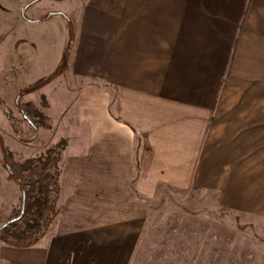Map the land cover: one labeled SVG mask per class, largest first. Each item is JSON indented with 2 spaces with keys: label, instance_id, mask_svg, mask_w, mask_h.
<instances>
[{
  "label": "crops",
  "instance_id": "0c3cea01",
  "mask_svg": "<svg viewBox=\"0 0 264 264\" xmlns=\"http://www.w3.org/2000/svg\"><path fill=\"white\" fill-rule=\"evenodd\" d=\"M246 1L74 0L67 66L61 45L54 65L75 84L56 120L73 147L57 215L32 247L0 241V264H127L164 191L264 223V0H249L225 74ZM22 3L16 23L51 24L23 19ZM2 109L0 136L14 138Z\"/></svg>",
  "mask_w": 264,
  "mask_h": 264
},
{
  "label": "rangeland",
  "instance_id": "374dc122",
  "mask_svg": "<svg viewBox=\"0 0 264 264\" xmlns=\"http://www.w3.org/2000/svg\"><path fill=\"white\" fill-rule=\"evenodd\" d=\"M17 3L18 0H0V6L7 8L4 12L0 9L2 111H13L18 120L21 115L17 108L30 104L46 116L51 128H38L34 140H29L33 132L23 125L24 138L29 141H22L14 133V138L0 136V226L9 218L5 212L9 200L15 197L16 206L20 198L18 185L8 178L4 157L21 164L44 155L48 148L57 144L55 130L59 108L70 98L71 94L66 92L75 88L64 76L66 73L60 76L54 67L60 45L64 69L67 66L66 55L73 29L70 22L76 23L78 12L74 0H23V19L52 17L49 26L28 24L26 28L13 18L12 10ZM55 23L63 24L62 36ZM9 53L10 59L16 62L9 61ZM10 64L20 67L13 69ZM14 73L15 78H10L9 74ZM61 141L66 143L64 139ZM72 148L70 142L63 152H71ZM213 202L212 196L193 192H160L150 202L148 217L127 264H264V223L249 215L225 211Z\"/></svg>",
  "mask_w": 264,
  "mask_h": 264
},
{
  "label": "trees",
  "instance_id": "16d2710c",
  "mask_svg": "<svg viewBox=\"0 0 264 264\" xmlns=\"http://www.w3.org/2000/svg\"><path fill=\"white\" fill-rule=\"evenodd\" d=\"M248 3L249 0L246 1L238 26L225 72L226 76L229 74L232 58L243 28ZM17 110L21 115L18 120L13 111L8 109L3 111L11 131L22 141L34 140L38 128H51L46 116L32 108L30 104L22 105V109L18 107ZM23 125L28 127L29 132H33L29 140L24 138ZM65 146L64 141H58L57 144L48 148L44 155L28 159L21 164L4 157V166L8 165L9 167L8 178L18 185L20 192L19 203L13 208L9 218L0 226V241L5 245L15 248L32 247L40 241L54 221L58 211L60 163ZM20 187L24 188L23 209ZM16 212L17 214L14 215L13 213ZM19 216L20 218L16 220ZM12 220L13 222H10ZM6 223L8 224L5 225Z\"/></svg>",
  "mask_w": 264,
  "mask_h": 264
},
{
  "label": "water",
  "instance_id": "95a60500",
  "mask_svg": "<svg viewBox=\"0 0 264 264\" xmlns=\"http://www.w3.org/2000/svg\"><path fill=\"white\" fill-rule=\"evenodd\" d=\"M24 14V11H22V15ZM53 15V14H52ZM51 15V16H52ZM55 15V14H54ZM6 167H7V170H9V167H8V165H6ZM20 190H21V193H22V209H23V207H24V201H25V198H24V188L23 187H20ZM20 218V216L16 219V220H18ZM10 222H13V220L12 221H10ZM8 223H6L5 225H7ZM4 225V226H5Z\"/></svg>",
  "mask_w": 264,
  "mask_h": 264
}]
</instances>
